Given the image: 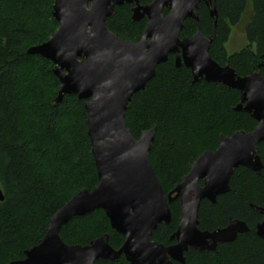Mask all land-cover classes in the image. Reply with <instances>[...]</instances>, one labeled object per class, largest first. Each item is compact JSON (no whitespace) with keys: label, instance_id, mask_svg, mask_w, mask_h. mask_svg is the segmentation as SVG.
I'll return each instance as SVG.
<instances>
[{"label":"trees","instance_id":"16d2710c","mask_svg":"<svg viewBox=\"0 0 264 264\" xmlns=\"http://www.w3.org/2000/svg\"><path fill=\"white\" fill-rule=\"evenodd\" d=\"M152 2L141 0L144 6ZM53 6L54 0H0V191L4 197L0 201V264L23 260L25 252L44 238L51 218L78 193L91 192L98 185L84 102L65 96L54 106L60 89L54 65L28 54L57 31ZM216 8L212 59L229 65L241 77L253 71L264 77V69L258 68L264 56V0H216ZM248 11L244 31L249 45L230 54L226 46L232 30ZM198 16L202 33L213 36L214 21L204 4ZM106 27L125 41L139 43L147 21L133 22L132 7L124 5L106 21ZM196 31V22L187 20L181 37L191 38ZM239 102L240 93L222 84H194L191 71L178 68L174 56L133 97L126 126L137 140L142 133L156 130L150 161L165 195L181 183L203 153L218 149L222 136L255 130L257 122L250 115L234 110ZM257 153L264 165V142ZM252 205L264 208V168L260 175L239 168L231 178L229 193L216 204L201 203L199 229L214 232L241 220L250 231L235 242L219 244L215 253L190 249L185 264H264V240L256 234L262 217ZM170 210L172 223L160 225L153 235V241L165 246L174 244L171 237L181 219L179 200ZM106 234L110 246L121 249L123 237L98 210L74 218L60 236L69 246H88ZM95 264L130 263L121 257Z\"/></svg>","mask_w":264,"mask_h":264},{"label":"water","instance_id":"95a60500","mask_svg":"<svg viewBox=\"0 0 264 264\" xmlns=\"http://www.w3.org/2000/svg\"><path fill=\"white\" fill-rule=\"evenodd\" d=\"M201 4L214 21L211 37L200 28ZM124 5L134 6L133 22L148 20L139 43L125 41L106 27L107 19ZM164 10L169 12L167 16H163ZM53 16L57 31L28 54L54 65L53 74L60 81L54 106L65 96H77L84 102L98 185L65 204L51 218L44 238L25 252L23 260L12 264H95L121 257L130 264H185L190 249L215 253L219 244L235 242L248 233L241 220H232L214 232L199 229L201 203L216 204L220 196L229 193L237 169L260 175L264 168L257 153L264 142V77L260 71L241 77L210 56L218 22L216 0H153L146 6H141L140 0H54ZM187 20L196 22L197 31L192 38L181 39ZM170 55L176 56L178 68L185 66L191 71L194 84L218 83L238 91L240 102L234 110L250 115L257 127L250 133L222 136L218 149L203 153L181 183L165 195L150 161L156 130L142 133L137 140L126 126L125 115L133 97L146 89ZM258 68L264 69V56ZM177 200L180 223L171 237L174 244L165 246L153 241V235L160 225L172 223L170 205ZM0 201H4L1 191ZM251 209L262 217L256 234L264 240V208L252 205ZM98 210L123 237L121 249L110 246L108 234L88 246L63 242V227Z\"/></svg>","mask_w":264,"mask_h":264},{"label":"rangeland","instance_id":"374dc122","mask_svg":"<svg viewBox=\"0 0 264 264\" xmlns=\"http://www.w3.org/2000/svg\"><path fill=\"white\" fill-rule=\"evenodd\" d=\"M249 18H250V11L246 13L242 23L239 26L233 28L230 41L226 46L227 51L230 54L238 52L249 45L246 40L245 31H244L245 25L249 21Z\"/></svg>","mask_w":264,"mask_h":264},{"label":"flooded vegetation","instance_id":"af4514ba","mask_svg":"<svg viewBox=\"0 0 264 264\" xmlns=\"http://www.w3.org/2000/svg\"><path fill=\"white\" fill-rule=\"evenodd\" d=\"M140 4H141V0H140ZM150 5V4H149ZM129 6H131L132 7V9L134 8V6L133 5H129ZM141 6H144V5H142L141 4ZM116 11V10H115ZM164 11H167V10H164ZM164 11H163V16H167L168 15V11H167V15H164ZM132 16H133V14H132ZM108 20V19H107ZM143 21H147V23H148V20L147 19H145V20H143ZM110 31V30H109ZM145 32V31H144ZM144 34V33H143ZM185 38H188V37H185ZM192 38V37H191ZM181 39H184V38H182L181 37ZM170 56H174L175 57V59H176V56L175 55H170ZM170 56H169V58H170Z\"/></svg>","mask_w":264,"mask_h":264}]
</instances>
